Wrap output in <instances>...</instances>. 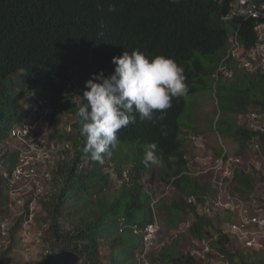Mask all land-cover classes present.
Here are the masks:
<instances>
[{"label": "trees", "instance_id": "16d2710c", "mask_svg": "<svg viewBox=\"0 0 264 264\" xmlns=\"http://www.w3.org/2000/svg\"><path fill=\"white\" fill-rule=\"evenodd\" d=\"M229 12L228 0H0V152L6 146L0 164L6 163L11 172L18 162L20 150L9 141H16L13 130L26 121L30 105L45 99L75 115V132L69 135L74 156L58 164L51 185L47 181L54 191L40 197L48 218L39 235L45 255L38 264H146L136 231L154 221L150 176L157 174L159 181L183 194L163 204L170 226L186 210L195 212L187 196L202 200L214 194L211 173L189 169L179 118L186 96L207 88L208 76L215 80L230 29L239 30L244 44L254 41L252 21L226 20ZM222 64L233 67L234 74L216 82L237 102L234 111L264 113V70L242 67L233 59ZM24 86L32 95L27 107L17 93ZM75 94L81 96L76 108L71 100ZM50 120L53 135L63 137ZM225 121L222 133L240 142L236 152L246 160L257 134L242 117L239 123ZM93 141L97 144L89 146ZM258 141L264 152V133ZM111 146L105 163L115 165L112 176L122 181L117 187L104 170L103 154H93ZM129 146L133 153L128 166L127 153L120 149L125 152ZM143 146L148 153L138 156ZM259 174L238 168L229 190L249 197ZM9 182L0 171V243L4 238L9 242L6 248L0 245V264H11L7 255L30 218V199L20 212L13 208ZM195 214L190 234L199 239L213 235V220ZM216 242L225 258L234 254L241 264H249L233 250L229 233L220 231ZM158 258L204 264V258L172 245Z\"/></svg>", "mask_w": 264, "mask_h": 264}, {"label": "rangeland", "instance_id": "374dc122", "mask_svg": "<svg viewBox=\"0 0 264 264\" xmlns=\"http://www.w3.org/2000/svg\"><path fill=\"white\" fill-rule=\"evenodd\" d=\"M207 84V88H203L196 93L186 96V108L184 113L179 118L181 128L183 129L184 135L186 136V159L189 162V169L193 173H198L205 169V167L208 166L206 163H211L210 161L213 160L212 158H216L219 155V151L221 149L226 148V150L230 152H236L240 146V142L237 139L230 136V134L225 136V134H223L221 131L223 128L221 127L223 119L226 120V125L229 124L232 119H235V121L239 123L241 114L234 111V107L236 108L235 103L237 102L234 99L229 100V97L226 95H228V92L230 91L227 92V90H220L221 83L216 82L212 77L208 76ZM29 90L30 88L27 86H24L23 88H17V93L19 92L21 94L22 101L26 107L29 105L28 102L32 97ZM221 97L225 98L221 99ZM233 104H235V106ZM65 120L72 122L74 117L71 114H67ZM215 123H217L219 135L214 129ZM192 137L193 139L198 140L199 143L198 145L196 144L197 146L194 144ZM9 142V145L13 147L14 145L15 147L18 146L16 141L14 142L11 140ZM203 142L206 143L204 147L202 146ZM95 144H97V141L91 142L89 146H94ZM121 144L124 143H120L119 147ZM104 145L105 143L102 141L101 146ZM5 150L6 146L2 148L0 155H2ZM120 150L122 154L127 153L126 158H128V164L126 165L129 166V158H132L133 148L129 146V148H126L125 152L122 149ZM72 151H74V147H72ZM111 151H113V146L106 148L101 153L93 152V154L99 156L103 154L101 162L105 163V161H108L107 158ZM141 151L138 156H142L145 152L146 154L148 153L146 146H143V150L141 149ZM249 152L251 157H248L246 161L249 163V165L258 166L259 163H264V152L261 151V146L255 152ZM104 166V170L111 174L114 185L116 187L119 186L121 182L120 177L116 175L112 176V173L115 172V165L107 162V164L105 163ZM259 176L260 181L259 183L257 182L255 191L251 193L249 197H241L245 201H250L249 204H260L261 201L259 199H261L262 196V200H264V164L261 166V173ZM151 178H153L151 180L150 186L152 188V195H154V200H152L153 211L155 213L154 219L160 222L162 231L157 237V242L154 244L153 248L145 254H141L139 252L138 255L141 254V258L144 257L142 259L146 262V264H172L170 260H162L164 258H158L160 252L166 246L172 245L183 253H195L197 251L202 252V248L205 247H202L203 242H201V240L195 236L192 239L190 232L186 231V233L181 236L180 233L177 237L174 236L176 234L175 230L178 229L177 226H179L182 221H186L188 224L192 223L193 217L188 214L187 210L181 214L176 225L170 226V219L166 213V206L163 207V204L168 206L172 203V201L178 200L181 196H183V194L178 192L173 185L168 186L165 185V183L159 181L157 174L153 177L150 176V179ZM26 185L27 187H25V192H22V198L25 197L27 199V195H31L28 189L32 186V183L29 182L26 183ZM51 187L48 188L47 184L46 188L43 189V193L54 191L53 187ZM18 192L20 193L21 191L18 190ZM155 198L157 199L156 201ZM37 203L38 207L36 209V213L38 219L35 221H38V223L35 224V221L34 223L29 222L26 224L23 232L18 233V243L14 244L12 251H9V254L7 255V258L11 261V264H38L45 255V245L43 241L40 240L39 235H41L43 232V225L45 224L44 219L47 216L44 213L45 209L43 208L42 202L39 200ZM14 208L20 212L19 205L17 203L15 204ZM213 215H215V213ZM218 216H220L223 221L220 222ZM230 216L231 219L235 220L237 214L234 212L230 215L229 212L221 210L217 213V216L213 217L214 219H211L214 223L213 224L211 222V226H215L213 228H209L211 232H213V235H205L206 241H210V245L206 247L205 251L210 248V254L207 252L206 255L203 256L204 264H241L239 260L237 261V256L233 254L232 259L230 260L228 258V260L215 246L217 245L216 241L219 236V232L229 229L230 222L227 221L230 220ZM188 224H186V226H188ZM240 234L241 235L237 237L235 234L230 233L234 243L233 250H239L240 254L244 256L246 262L249 264H264V233L260 232V230L257 228L249 227V230H242ZM248 239H251L253 242L251 246L247 244ZM1 243L3 248H6L9 245L7 238L2 239Z\"/></svg>", "mask_w": 264, "mask_h": 264}, {"label": "built area", "instance_id": "2783aa9c", "mask_svg": "<svg viewBox=\"0 0 264 264\" xmlns=\"http://www.w3.org/2000/svg\"><path fill=\"white\" fill-rule=\"evenodd\" d=\"M228 2L230 12L225 16V19L242 17L245 20L252 21L255 38L252 43L246 45L240 39L239 30H234L228 39V45L216 76L220 78V76L227 77L234 74L233 67L222 64L229 59H233L242 67L251 70H255L257 66L264 70V0H228ZM29 108L30 111L26 121L23 125H18L13 130V136L18 142L20 150L19 160L11 172L5 169L6 163H1L0 171L10 181L13 208L16 203L21 208L24 200H26L25 197L22 198V192H25L26 183H32V186L30 185L31 187L28 189L31 195H27V199H30V218L27 223H34L38 207L37 201L39 202L41 196L49 193V191L43 193V189L46 188L47 184L48 188L49 183L51 185L57 162L66 157L65 152L69 148V144L50 135L51 130L45 120L53 112V106L47 100L42 99L40 102L30 105ZM243 121H245L251 131L257 134V139L253 138L250 146L253 150H258L260 147L258 136L264 133V113L249 111L244 114ZM246 161L242 155L225 151L214 158L211 161V165L209 164L205 169V173L210 172L212 174V182L215 187L214 204L216 207L230 210L237 214L236 221L231 223L228 229L229 232L237 237L242 234H240L242 230H249V227L257 228L264 233L263 196L259 199L261 201L260 204L253 205L249 204L250 201H245L229 190V185L238 168L251 169V165ZM262 164L264 163H259L260 166L255 165L259 172H261ZM44 178L45 180L42 181ZM18 190L21 192L19 193ZM156 230V228L151 227L145 235L144 241L147 249L154 244L153 238L156 235ZM200 240L203 242L202 247H205L202 248V252L197 251L192 254L204 258L203 256L210 252V248L205 251L206 247L210 245V241H206V238ZM247 244L251 246L253 244L252 240L248 239Z\"/></svg>", "mask_w": 264, "mask_h": 264}, {"label": "clouds", "instance_id": "9594fccd", "mask_svg": "<svg viewBox=\"0 0 264 264\" xmlns=\"http://www.w3.org/2000/svg\"><path fill=\"white\" fill-rule=\"evenodd\" d=\"M234 30H233V27H232V29H230V33H229V37H230V35H231V33L233 32ZM229 39V38H228ZM228 45V44H227ZM227 48V47H226ZM221 62V61H220ZM217 70H218V67H217V69H216V71L214 72V74H213V77L215 78V81H218V77L216 76V73H217ZM72 101H73V106H74V108H76L78 105H79V103H80V101H81V96L79 95V94H75V95H73L72 96V99H71ZM249 111H258V110H249ZM249 111H247V112H249ZM259 112H261V111H259ZM67 114H71V115H73V117H74V120L72 121V122H68V121H66L65 120V118L67 117ZM54 115H58V116H60V118L58 119V120H56V119H54V118H52ZM243 115L244 114H242L241 115V117H242V119H243ZM58 118V117H57ZM50 119H52V121L55 123V127H54V129L56 130V131H60L62 134H63V137H57L56 135H53V130H52V123H51V120ZM75 121V115L73 114V113H70V112H66V111H62V110H60V109H57V108H55V107H53V112L51 113V115L50 116H48L47 118H46V120H45V123L48 125V127H49V129L51 130V136L53 137V138H57V139H59V140H61V141H65L67 144H69V148L67 149V151L65 152V155H66V157L65 158H62V159H60V160H58V162H57V167H58V164H60V163H63V162H69V161H71L72 160V158H73V156H74V153H75V148H74V151H72V147H74L73 145H72V141H71V139L69 138V135H71V134H74V132H75V130H74V126H73V122ZM245 126H246V128H248L249 129V127L246 125V123H245ZM70 128V129H69ZM214 129L216 130V132H217V134L219 135V131H218V126H217V123H215L214 124ZM250 130V129H249ZM192 140H193V142H194V144L196 145H198V140L197 139H193V137H192ZM16 142H17V140H16ZM18 143V142H17ZM250 143H251V141H250ZM206 143L205 142H203V144H202V146L204 147V145H205ZM260 144V143H259ZM196 145V146H197ZM201 146V145H200ZM18 147V146H17ZM249 148H250V151L251 152H255L256 150H253L252 149V147L250 146V144H249ZM228 152V153H232V154H237V155H240V154H238L237 152H230V151H228V150H226V148H224V149H221L219 152H220V154L218 155V156H220L221 154H223V152ZM217 156V157H218ZM249 157H251V154H249ZM212 159H214V158H212ZM246 160H247V158H246ZM212 161V160H211ZM210 161V162H211ZM208 166H209V164L211 165V163H206ZM207 166V167H208ZM247 167V166H246ZM251 169L250 170H248V168H246V169H244L245 171H247V172H250L251 170H255V171H257L258 173H261V172H259L257 169H256V167H255V165H252L251 167H250ZM57 169V168H56ZM205 169H206V167H205ZM205 169H203L201 172H198V173H196V174H202V175H204V174H206L207 175V173H205ZM240 169H243L242 167L240 168ZM235 174H236V172H235ZM235 174H234V176H235ZM55 176H56V170H55V174H54V177H53V179L52 180H54V178H55ZM125 176H127V172L125 171ZM210 176V179H211V183H212V187H213V191H214V194L213 195H207V196H205L204 197V199H199L198 197H196L195 195H190V196H187L186 197V200L188 201V203H191V204H193L194 206H195V212H198V213H200L201 215H203V216H205V217H208V218H210V219H214L213 217L214 216H217V213L219 212V211H226V212H229L230 213V215L231 214H233L234 212H232V211H230V210H223V209H221V208H218V207H216V205L214 204V196H215V187L213 186V182H212V174L211 175H209ZM233 179H234V177H233ZM232 179V180H233ZM120 180H121V178H120ZM122 182V181H121ZM120 182V183H121ZM231 185V184H230ZM229 185V186H230ZM232 193H234V192H232ZM234 194H236V195H239V194H237V193H234ZM251 195V194H250ZM240 197H243V196H241V195H239ZM243 198H245V197H243ZM157 199L155 198V201H156ZM187 212H188V214L190 215V216H192L193 218V220H192V223L191 224H188L186 221H182V223H180V225L179 226H177L178 227V229H176L175 230V232H176V234L174 235L175 237H177L178 236V234L180 233V236L181 235H183L184 233H186V231L187 232H189L190 231V229H191V227H192V225H193V222L196 220V214H195V212H194V210H192V209H189V210H187ZM215 213V215H213ZM237 218V217H236ZM236 218H235V220H233V219H231V216H230V220H228L227 222H230L229 224H231V223H233V222H235L236 221ZM186 224H188V226H186ZM176 225V224H175ZM156 228L157 230H156V235H155V237L153 238V240H154V244L157 242V237L160 235V233H161V231H162V227H161V224H160V222L159 221H157V220H155L154 219V221L153 222H151L149 225H147L146 226V228L143 230V231H139L138 229H137V233H139V234H141V238H142V244H143V254H145L146 252H148L149 250H151L152 248H153V246H154V244L149 248V249H147V247H146V245H145V241H144V239H145V235L148 233V231H149V229L150 228ZM223 232H226V233H231V232H229V230L228 229H225ZM173 236V237H174ZM172 237V238H173ZM196 238H198V237H196ZM192 239H193V236H192ZM202 239V238H201ZM191 242H192V240H191Z\"/></svg>", "mask_w": 264, "mask_h": 264}]
</instances>
